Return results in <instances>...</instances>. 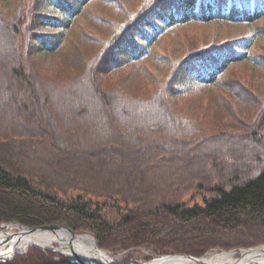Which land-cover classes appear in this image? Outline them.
I'll list each match as a JSON object with an SVG mask.
<instances>
[{"label":"trees","instance_id":"obj_1","mask_svg":"<svg viewBox=\"0 0 264 264\" xmlns=\"http://www.w3.org/2000/svg\"><path fill=\"white\" fill-rule=\"evenodd\" d=\"M1 1L14 45L0 59V223L63 224L113 252L264 244V52L251 50L264 0H150L105 43L67 34L92 0ZM213 21L249 32L154 53L166 33ZM34 44L62 66L42 72ZM0 264L79 263L33 246Z\"/></svg>","mask_w":264,"mask_h":264},{"label":"rangeland","instance_id":"obj_2","mask_svg":"<svg viewBox=\"0 0 264 264\" xmlns=\"http://www.w3.org/2000/svg\"><path fill=\"white\" fill-rule=\"evenodd\" d=\"M2 4L5 6L7 5L4 2H2ZM149 6L150 0H92L88 5L85 6L83 12L77 16L74 21V25L68 31L67 34L69 35V38L73 41L78 40L82 32L91 34L94 37H101L103 38L102 40L104 43L105 41H111L116 35V33L125 27V22L132 15L131 12L137 11L139 9H142V11H147ZM257 23L264 25V18L258 20ZM248 32L249 28L247 26L243 24H233L229 22L220 23L213 21L208 23L206 22L188 24L166 33L161 39V41L158 43V45L154 48V53H166L175 56L180 54L181 51H183L187 46L191 44H208L225 41L227 39H232L238 36L245 35ZM13 45L14 42L11 39L3 40L0 36V59H3L2 56H9L12 58L13 51L11 48ZM2 47H5V49L3 50ZM32 47L35 52L36 61L38 62L39 68L42 72L53 73L56 72L57 69L62 66L61 57L59 54L60 52L53 54L51 51L48 52L46 48L42 49L40 44H34ZM251 50H253L254 53H263L264 43L261 41L258 42L254 47H252ZM152 70L156 75H159L161 77L164 76V73L160 68L153 67ZM56 97H58V95ZM79 97L80 99L89 100V96L85 93H81ZM16 98L18 100H22L24 96L22 95V93H18ZM64 99L67 100L66 102L70 106L77 105L76 101L68 97H64ZM237 163L238 165H240L239 161L235 162V164ZM186 199H188L191 203L202 202L200 196L195 197L194 200L191 198V196H188ZM18 230L19 229L15 226H9L8 228L0 227V233L3 232L4 234L5 231L10 232L12 234L18 232ZM9 242L10 240H8L7 238L0 240V249L7 246ZM55 244L57 246H62L60 242H57ZM68 246L69 243H66V247ZM31 247H29L28 250ZM28 250L16 251L14 253L13 258H15L17 254L27 252ZM104 250H106V252H110L115 261H125L126 263L147 262L164 255L157 253L151 246H141L135 249L131 248L130 250H120L117 252H113L112 250L108 249ZM215 251L220 252L222 250L215 249L210 251L209 253ZM58 252L62 253L67 260L72 261L71 257H73V255L68 256L66 252ZM129 253L133 256L132 258L127 257ZM208 254L204 256H207Z\"/></svg>","mask_w":264,"mask_h":264},{"label":"bare ground","instance_id":"obj_3","mask_svg":"<svg viewBox=\"0 0 264 264\" xmlns=\"http://www.w3.org/2000/svg\"><path fill=\"white\" fill-rule=\"evenodd\" d=\"M10 226L13 227V224ZM0 236L2 237L1 240L5 239V234L3 232L0 233ZM71 239L73 240V248L80 256L84 254L86 256V258H84L86 261H90L91 259H97L99 261L106 259L114 260L110 252L98 251L97 244L91 237L84 235L72 237V235L64 229L29 231L25 233L23 237H20L19 240L16 239L11 248L14 250H21L33 243L44 246H54L56 245L55 243L60 242L63 252H66L68 256H72V249H70L69 246L66 247V243ZM3 249L4 248L0 250ZM258 262H264V247L254 250L215 251L203 257L199 262L177 257L170 258L165 264H256Z\"/></svg>","mask_w":264,"mask_h":264},{"label":"water","instance_id":"obj_4","mask_svg":"<svg viewBox=\"0 0 264 264\" xmlns=\"http://www.w3.org/2000/svg\"><path fill=\"white\" fill-rule=\"evenodd\" d=\"M11 224H13V226L17 227L19 230L18 232L15 233H10V232H5V239L7 238L8 240H10L9 244L7 246L4 247L3 250H0V260H10L14 257V253L16 251H26L28 250L29 247L31 246H37L40 247L42 249H52V250H57V251H62L61 249L62 246H56V245H49V246H44V245H40V244H30L28 247L23 248L21 250H14L13 248H11V246L14 244V242L17 240H19L20 237H23L25 235V233L29 232V231H37V230H46V229H50V230H55V229H64L66 231H68L72 237L76 236V235H84V236H88L91 237L92 239H94L95 243L97 244V248L98 251L101 252H106V250L102 249L99 246L98 240L95 238V236H93L92 234L86 233V234H77L74 230H72L70 227L63 225V224H58V223H53V224H45V225H41V226H26L21 224L18 221H8V222H2L0 223V227L1 228H8ZM1 236H0V240H1ZM69 248L72 249V255L73 257H71V260L74 262H78L79 264H165L167 262L168 259L170 258H184L190 261H196L199 262L200 260H202L203 257H197V256H193L190 254H175V253H167L164 254L158 258H155L153 260L147 261V262H142V263H126L125 261H115V260H102L99 261L97 259H91L90 261H86V256L83 255H79L76 250L73 248V240H69ZM264 247V245H258V246H252V247H248V248H234V249H223L222 252L224 251H235V250H241V249H245V250H254V249H259ZM9 252V253H8ZM9 255H8V254ZM256 264H264V262H258Z\"/></svg>","mask_w":264,"mask_h":264}]
</instances>
